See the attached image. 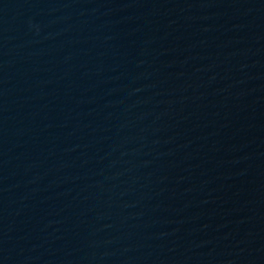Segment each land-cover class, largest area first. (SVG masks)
I'll list each match as a JSON object with an SVG mask.
<instances>
[{
  "label": "water",
  "instance_id": "water-1",
  "mask_svg": "<svg viewBox=\"0 0 264 264\" xmlns=\"http://www.w3.org/2000/svg\"><path fill=\"white\" fill-rule=\"evenodd\" d=\"M0 264H264V0H0Z\"/></svg>",
  "mask_w": 264,
  "mask_h": 264
}]
</instances>
